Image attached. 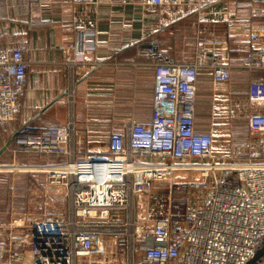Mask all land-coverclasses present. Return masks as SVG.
<instances>
[{
    "label": "built area",
    "instance_id": "built-area-1",
    "mask_svg": "<svg viewBox=\"0 0 264 264\" xmlns=\"http://www.w3.org/2000/svg\"><path fill=\"white\" fill-rule=\"evenodd\" d=\"M145 6L182 5L188 0H136ZM251 16H264V0H248ZM233 24L234 21H230ZM251 45L237 65L245 71H264V30L243 21ZM84 33L79 38L78 66L94 69L104 62H87ZM210 41H200L194 61L174 63L161 59L156 41L150 43L154 86L151 116L147 123L129 121L124 132H112L106 151L75 159L71 118L54 127L23 124L15 131L12 152L32 153L62 163L46 165L50 182L62 189L67 213L38 221L11 219L9 235L0 242V264H110L108 250L118 239L128 240L127 259L120 264H247L264 247V114L248 117L249 133L257 140V152L232 162L213 154V137L195 128L197 70H211L216 83L227 82L232 66L222 60ZM20 41L0 48V130L13 120L27 75V61ZM252 104L264 103V81L248 85ZM72 104L71 91L66 94ZM196 171L198 177L171 181L180 193L210 194L199 208H190L153 224V231L139 245L134 237L138 223L123 213L148 201L161 182L176 173ZM252 264H264V255Z\"/></svg>",
    "mask_w": 264,
    "mask_h": 264
},
{
    "label": "crops",
    "instance_id": "crops-1",
    "mask_svg": "<svg viewBox=\"0 0 264 264\" xmlns=\"http://www.w3.org/2000/svg\"><path fill=\"white\" fill-rule=\"evenodd\" d=\"M247 2L188 0L178 6H145L136 0H0V48L24 43L28 63L13 126L54 127L71 118L76 160L106 151L112 132H124L129 121L150 120L151 41L157 42L161 59L174 63L193 62L198 42L210 41L215 44L208 47L219 49L222 60L232 66L231 76L216 83L211 70H197L195 128L212 135L214 155L232 157L243 143L235 121L264 114V103L252 104L247 98L249 83L264 81V71L237 67L249 47L259 48L258 43L251 45L243 21L264 30V16H251ZM84 33L92 34L84 37L85 60L104 65L78 66V41ZM68 91L72 104L66 99ZM246 128L249 132L247 122ZM8 139L0 135V149ZM10 216L7 221L0 218V242L7 240Z\"/></svg>",
    "mask_w": 264,
    "mask_h": 264
},
{
    "label": "rangeland",
    "instance_id": "rangeland-1",
    "mask_svg": "<svg viewBox=\"0 0 264 264\" xmlns=\"http://www.w3.org/2000/svg\"><path fill=\"white\" fill-rule=\"evenodd\" d=\"M246 122L247 118H243L234 123V128L243 143L238 144L232 157H229L233 158L232 162H238L236 160L257 152V140L247 132ZM13 123L14 120L9 124L11 126L8 125L9 127L4 126L5 123L1 127L0 135L8 139L11 130L10 135H13L19 127L13 126ZM9 150L12 152L10 145L0 158V218L7 221L11 214L12 219L21 218L28 224L31 220L38 221L45 216H52L56 219L65 217L67 207L64 195L61 191L52 188L54 185L50 182L48 173L42 169L46 165H54V159L22 152L15 153L16 155L12 157ZM198 176L199 173L196 171L173 174L170 181L157 185L148 201H142L134 211L123 213L122 222L117 223L124 224L128 216L138 223L139 231L134 237L137 257L140 256L139 245L146 235L152 233L153 224L156 221L183 211L187 197L190 208L195 209L202 206L210 194V186L204 191L190 194L180 193L174 187L169 190L172 180H187ZM4 212L6 214H3ZM7 227V235H9V224ZM4 233H6L5 227ZM128 243L126 236H123L122 239H118L116 248L108 250L106 257L112 261L110 264H120L127 259Z\"/></svg>",
    "mask_w": 264,
    "mask_h": 264
},
{
    "label": "water",
    "instance_id": "water-1",
    "mask_svg": "<svg viewBox=\"0 0 264 264\" xmlns=\"http://www.w3.org/2000/svg\"><path fill=\"white\" fill-rule=\"evenodd\" d=\"M15 133H13V135H11L9 137V139L5 142V144L3 145V147L0 149V155L1 153H3V151L12 143L13 140V136ZM262 255H264V247H262L260 250H258L255 254V256L247 263V264H252L253 262H255L256 260H258Z\"/></svg>",
    "mask_w": 264,
    "mask_h": 264
},
{
    "label": "flooded vegetation",
    "instance_id": "flooded-vegetation-1",
    "mask_svg": "<svg viewBox=\"0 0 264 264\" xmlns=\"http://www.w3.org/2000/svg\"><path fill=\"white\" fill-rule=\"evenodd\" d=\"M4 152V151H3Z\"/></svg>",
    "mask_w": 264,
    "mask_h": 264
}]
</instances>
